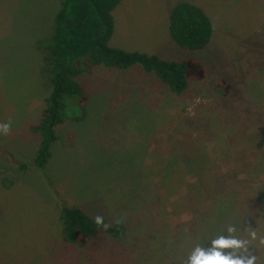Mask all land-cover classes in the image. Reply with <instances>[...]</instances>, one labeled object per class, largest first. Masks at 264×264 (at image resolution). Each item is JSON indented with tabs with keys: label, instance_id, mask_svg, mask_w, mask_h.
<instances>
[{
	"label": "rangeland",
	"instance_id": "obj_1",
	"mask_svg": "<svg viewBox=\"0 0 264 264\" xmlns=\"http://www.w3.org/2000/svg\"><path fill=\"white\" fill-rule=\"evenodd\" d=\"M179 1L210 16L206 47H179L164 31ZM59 3L0 0V123L12 121L0 134V264H181L198 240V218L201 236L236 225L264 264V0H122L113 10L114 46L200 61L205 79L176 95L139 64L94 66L78 76L88 91L85 118L57 125L51 157L36 167L30 126L47 89L33 44L50 33ZM218 80L228 83L226 94L217 93ZM234 161L246 195L241 216L211 223L212 197L228 208V180L236 177L213 190V173ZM63 205L102 213L107 227L124 221L127 230L68 242L58 218Z\"/></svg>",
	"mask_w": 264,
	"mask_h": 264
},
{
	"label": "trees",
	"instance_id": "obj_2",
	"mask_svg": "<svg viewBox=\"0 0 264 264\" xmlns=\"http://www.w3.org/2000/svg\"><path fill=\"white\" fill-rule=\"evenodd\" d=\"M122 0H60L54 13L52 28L48 35L34 41L35 49L41 53L42 65L40 72L45 78L47 94L44 106L37 121L30 126L31 131L38 136L37 148L33 157V165L42 167L51 157V144L56 141L55 127L66 119L81 121L86 116L88 91L78 80L84 72H92L96 65L120 70H127L139 64L144 72L153 73L169 90L176 95L184 93L191 81H202L206 77L204 65L197 60L178 59L166 60L157 54L140 51H129L109 45L113 32V10ZM168 31L172 41L179 47L197 50L208 45L214 31L210 16L197 4L190 1L175 3L169 12ZM218 94L228 92V83L218 80ZM242 149L240 151H246ZM22 167L26 165L21 164ZM217 168V167H216ZM240 169L237 161L226 164L224 170L217 169L219 174L213 180V187L223 184L231 174L236 176ZM239 177L228 180L229 194L232 201L228 208H222L221 202L215 204L217 198L212 197V213L215 220L227 221L241 216V203H245L246 195L242 194ZM194 187L192 186L191 189ZM209 189L208 187H206ZM254 189V188H253ZM194 191V190H193ZM192 191V192H193ZM221 193V190L220 192ZM220 195V194H218ZM199 196H201L199 194ZM213 196V195H211ZM216 197V196H215ZM205 205H209L208 202ZM221 208L223 211H220ZM239 208L241 210H239ZM220 209V210H217ZM233 213V214H232ZM61 221L62 237L68 242L84 244L105 230L113 236H121L127 230L126 223L118 220L111 226H106V217L102 213L90 214L78 205H63L58 213ZM102 218L96 223L95 217ZM196 231L198 240L203 246L210 243V236L199 234L202 224L198 218ZM209 222V223H210ZM208 224V222H206ZM203 225V224H202ZM201 231V230H200ZM206 241V243H205Z\"/></svg>",
	"mask_w": 264,
	"mask_h": 264
},
{
	"label": "clouds",
	"instance_id": "obj_3",
	"mask_svg": "<svg viewBox=\"0 0 264 264\" xmlns=\"http://www.w3.org/2000/svg\"><path fill=\"white\" fill-rule=\"evenodd\" d=\"M11 126V120L0 123V134L7 133ZM95 221L99 224L102 218L97 216ZM237 231L236 225L230 224L225 229L227 234L209 238L207 246L199 240L193 241L181 257V264H257L256 255L248 253L249 239L236 235ZM248 235L255 239L257 234L250 231ZM260 239L264 243V237Z\"/></svg>",
	"mask_w": 264,
	"mask_h": 264
},
{
	"label": "crops",
	"instance_id": "obj_4",
	"mask_svg": "<svg viewBox=\"0 0 264 264\" xmlns=\"http://www.w3.org/2000/svg\"><path fill=\"white\" fill-rule=\"evenodd\" d=\"M165 26H166V30H167V32L169 33V31H168V21L167 22H165L164 23V31H165ZM115 30V28H113V31ZM113 34H114V32H112V37H113ZM109 45H111V46H114L113 44H112V39H111V36H110V39H109ZM116 47V46H115ZM124 49V48H123ZM125 50H127V49H125ZM129 51H131V50H129ZM146 53H149V54H155V52H152V51H149V52H146Z\"/></svg>",
	"mask_w": 264,
	"mask_h": 264
}]
</instances>
